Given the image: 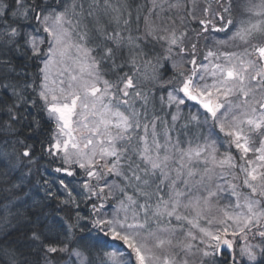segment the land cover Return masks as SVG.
<instances>
[{
    "label": "snow or ice",
    "instance_id": "snow-or-ice-1",
    "mask_svg": "<svg viewBox=\"0 0 264 264\" xmlns=\"http://www.w3.org/2000/svg\"><path fill=\"white\" fill-rule=\"evenodd\" d=\"M0 264H264V0H0Z\"/></svg>",
    "mask_w": 264,
    "mask_h": 264
}]
</instances>
